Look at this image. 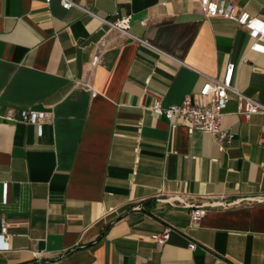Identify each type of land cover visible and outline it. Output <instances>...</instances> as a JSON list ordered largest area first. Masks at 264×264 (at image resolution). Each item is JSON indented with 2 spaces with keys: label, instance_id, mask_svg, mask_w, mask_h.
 Segmentation results:
<instances>
[{
  "label": "crops",
  "instance_id": "obj_1",
  "mask_svg": "<svg viewBox=\"0 0 264 264\" xmlns=\"http://www.w3.org/2000/svg\"><path fill=\"white\" fill-rule=\"evenodd\" d=\"M71 1L87 12L0 0V264H264V115L244 119L230 95L221 149L149 110L205 103L206 78L230 64L232 87L264 106V54L246 29L198 0ZM231 1L264 22V0ZM115 14L132 37L100 22ZM29 110L45 113L39 134ZM248 198L263 200L195 225L182 206Z\"/></svg>",
  "mask_w": 264,
  "mask_h": 264
},
{
  "label": "built area",
  "instance_id": "obj_2",
  "mask_svg": "<svg viewBox=\"0 0 264 264\" xmlns=\"http://www.w3.org/2000/svg\"><path fill=\"white\" fill-rule=\"evenodd\" d=\"M51 0H44L45 4H49ZM63 9L78 8L85 11L78 4L71 0H58ZM199 9L205 18L220 17L229 21L235 22L237 25L246 29L249 37L253 40L250 50L264 54V22L257 17L251 16L246 11L237 13L236 6L231 0H198ZM87 12V11H85ZM91 14V13H90ZM92 15V14H91ZM94 16V15H92ZM130 16H118L115 14L113 20L100 19V22L107 26L109 30H113L120 35L132 37L129 33ZM140 24H144L140 22ZM141 42L140 40L136 39ZM99 55L94 56L92 64L95 65L99 60ZM234 65H228L222 80L217 78H206L205 83L199 92V97L206 99L203 104H195L189 99H185L180 104L162 105L160 99L153 101L149 107L151 113L158 117H164L167 120H175L180 125L187 128L188 132L199 131L209 133L214 136L215 141L223 149L230 144L233 135L228 131H223L220 128V120L223 115V110L229 100L230 95L234 96L238 103V114L248 120L252 115H264V106L252 98L246 97L239 93L231 85L233 77ZM45 118V113L42 111L29 110L22 113V120L27 124L36 127L37 133L41 132V122ZM260 202L263 198L255 199H239L232 202H224L217 200L206 203L201 206H190L183 203V208L189 209V216L192 225L197 224L208 212L209 208L216 207H232L239 205L242 201ZM170 229L166 228L159 235L157 242L162 245L169 239ZM9 234L5 224L0 227V243L1 248H7ZM196 244L190 242L188 248L193 250Z\"/></svg>",
  "mask_w": 264,
  "mask_h": 264
}]
</instances>
